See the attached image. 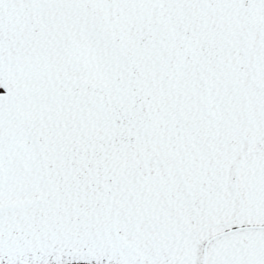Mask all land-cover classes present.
Returning <instances> with one entry per match:
<instances>
[{"label":"snow or ice","instance_id":"obj_1","mask_svg":"<svg viewBox=\"0 0 264 264\" xmlns=\"http://www.w3.org/2000/svg\"><path fill=\"white\" fill-rule=\"evenodd\" d=\"M0 264H264V0H0Z\"/></svg>","mask_w":264,"mask_h":264},{"label":"rangeland","instance_id":"obj_2","mask_svg":"<svg viewBox=\"0 0 264 264\" xmlns=\"http://www.w3.org/2000/svg\"><path fill=\"white\" fill-rule=\"evenodd\" d=\"M0 91H2V90H0Z\"/></svg>","mask_w":264,"mask_h":264}]
</instances>
